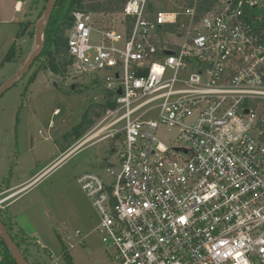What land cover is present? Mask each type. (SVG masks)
<instances>
[{
    "label": "built area",
    "instance_id": "built-area-1",
    "mask_svg": "<svg viewBox=\"0 0 264 264\" xmlns=\"http://www.w3.org/2000/svg\"><path fill=\"white\" fill-rule=\"evenodd\" d=\"M254 9L264 0H223L204 14L152 13L149 0L73 12L72 71L98 79L116 104L85 144L113 141L121 152L106 176L77 178L116 264H264V131L254 135L264 129V44ZM161 127L184 147L158 143Z\"/></svg>",
    "mask_w": 264,
    "mask_h": 264
},
{
    "label": "rangeland",
    "instance_id": "rangeland-1",
    "mask_svg": "<svg viewBox=\"0 0 264 264\" xmlns=\"http://www.w3.org/2000/svg\"><path fill=\"white\" fill-rule=\"evenodd\" d=\"M45 4V0L32 2L28 19L21 21L16 28L19 33L21 24H26L21 30V38L16 36L17 40L13 43L17 46L15 60L5 61L13 46L9 45L11 42L0 49V87L19 74L36 49L35 28ZM149 5L152 13L181 11L186 6L183 0H149ZM120 10L91 12L117 13ZM67 35L66 32V38ZM45 64V59L39 61L21 82L0 98V171L5 176L12 171L14 184L19 179L28 180L23 177L37 173L38 168L55 165L45 178L34 185L25 200L35 197L48 199L46 206L55 209L58 220H53L50 214V219L44 224L50 227L49 222H52L56 238L47 247L48 250H30L28 239L20 235L25 242L22 249L30 250L27 257L29 264H34V261L36 264H67L63 259L64 248H67L72 264H116L115 251L107 248L96 231L100 224L99 216L77 183V178L85 173L106 176L105 161L110 159L115 162L121 152L120 146L113 145V141L85 144L106 116V112L101 110L107 98L104 87L98 79L78 76L72 70L65 75H55L44 70ZM259 115L264 119V103L259 107ZM85 116H92L94 124L70 149L63 152V146L75 142L73 131ZM262 131L264 129L259 128L254 135L258 137ZM157 142L165 147L182 145L178 140V131L168 127L158 130ZM80 145L84 146L75 151ZM56 222L59 225L66 223L58 233ZM0 264H7L1 248Z\"/></svg>",
    "mask_w": 264,
    "mask_h": 264
},
{
    "label": "trees",
    "instance_id": "trees-1",
    "mask_svg": "<svg viewBox=\"0 0 264 264\" xmlns=\"http://www.w3.org/2000/svg\"><path fill=\"white\" fill-rule=\"evenodd\" d=\"M186 4V7H195L198 14H204L209 11L216 9L219 6L220 0H183ZM38 0L34 1V4L37 3ZM45 3H48V0H45ZM127 3V0H111L107 2V0H57L55 10L53 12L52 18L49 22L46 23L45 31H44V41H45V49L40 56L39 59L36 60V65L42 59L46 60V64L43 66L44 70H49L55 75H65L67 72L72 70V59L68 54V42L66 38L67 30L72 26V14L75 11H94V10H113V9H122V7ZM45 6L42 9V12L39 14L38 19L41 14L45 10ZM122 5V6H121ZM150 6V5H149ZM32 7V6H31ZM177 11V10H172ZM180 11V10H179ZM249 21L253 23L256 27L257 32L262 37V42L264 44V9H254L249 13ZM25 23L21 24L20 32L18 37L21 38V30ZM33 34V33H32ZM17 49L16 44H13L11 51L6 56V62H12L16 58ZM106 102L101 105V110L103 113L108 110L115 109L116 104L114 102V93L106 91ZM92 116L83 118L82 123L74 129V139L75 142L68 144L67 146H63V152H66L70 149L73 144H75L82 136L91 128L94 124V121L91 119ZM4 215L0 212V220L5 225L6 229L12 236L15 244L18 246L22 254L28 261V251H24L22 249V245L25 244L21 240V236H14L12 234V228L7 224ZM22 235V234H20ZM0 248L2 250V256L4 260H6L7 264H16L14 259L11 256L9 249L6 247L4 241L0 236ZM63 259L67 262V264H72L71 257L69 256V252L67 248H64Z\"/></svg>",
    "mask_w": 264,
    "mask_h": 264
},
{
    "label": "crops",
    "instance_id": "crops-1",
    "mask_svg": "<svg viewBox=\"0 0 264 264\" xmlns=\"http://www.w3.org/2000/svg\"><path fill=\"white\" fill-rule=\"evenodd\" d=\"M34 1L0 0V49L8 44L7 42H11L9 45L12 46L17 40L19 33L16 28L20 25L21 21L28 19L29 9ZM48 166L42 169L37 167L39 169L37 173L23 175L24 180L29 178L28 180L23 181L19 179L14 184L12 171L9 176L6 175L7 177L0 171V200H4L2 207H0V212L5 214L4 218L12 228L14 236L22 234V236L28 239L30 250L34 248L48 250L47 247L53 243L54 237L56 238V233L54 232L56 229L53 227L52 222H49L50 227H46L44 224L45 220L50 219V214L53 220L54 218L58 220L54 211L55 209L52 208L51 210L49 206H46L48 199L35 197L34 199L29 198L25 200L29 197L34 185L42 178H45L52 168L55 167V165ZM65 225L66 223L56 225L58 228L57 233L59 232V228ZM57 235L58 237L61 236L60 234ZM33 263L36 264L35 261Z\"/></svg>",
    "mask_w": 264,
    "mask_h": 264
},
{
    "label": "water",
    "instance_id": "water-1",
    "mask_svg": "<svg viewBox=\"0 0 264 264\" xmlns=\"http://www.w3.org/2000/svg\"><path fill=\"white\" fill-rule=\"evenodd\" d=\"M57 0H48V3L46 4L45 10L41 14L40 18L38 19V22L36 24L35 28V42H36V49L34 52L29 56L26 63L24 64L22 70L19 72L17 76L7 81L5 84H3L0 87V98L6 93L8 90H10L14 85L21 82L25 76L29 73L31 68L34 66L37 59L40 58L42 55L44 49H45V41H44V31L46 29L45 25L47 22L50 21L52 18L53 12L56 7ZM169 55V53H167ZM118 94H121V91L119 90ZM248 113V112H246ZM107 163V160L105 161ZM0 236L2 240L4 241L6 247L9 249L12 258L16 262V264H29L25 256L22 254L18 246L15 244L12 236L6 229L3 222L0 220Z\"/></svg>",
    "mask_w": 264,
    "mask_h": 264
}]
</instances>
